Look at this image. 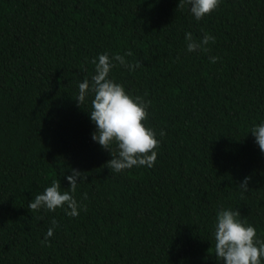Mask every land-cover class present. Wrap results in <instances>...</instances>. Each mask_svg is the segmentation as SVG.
<instances>
[{"label":"trees","instance_id":"16d2710c","mask_svg":"<svg viewBox=\"0 0 264 264\" xmlns=\"http://www.w3.org/2000/svg\"><path fill=\"white\" fill-rule=\"evenodd\" d=\"M178 2L0 0V264H219L221 208L264 240V153L250 133L264 121V0H220L199 21ZM186 32L215 42L188 52ZM127 51L141 66L113 60L109 77L150 101L143 123L160 145L152 167L117 173L91 138L92 95L76 98L94 58ZM72 169L86 177L77 216L28 208L53 180L67 191Z\"/></svg>","mask_w":264,"mask_h":264},{"label":"clouds","instance_id":"9594fccd","mask_svg":"<svg viewBox=\"0 0 264 264\" xmlns=\"http://www.w3.org/2000/svg\"><path fill=\"white\" fill-rule=\"evenodd\" d=\"M219 3L220 0H179L177 7L189 5L191 14L199 21L217 9ZM185 41L188 52H207V45L214 43L215 37L205 33L197 41L191 32H186ZM125 56H132V52L127 51L124 56L116 54L111 58L105 52L94 58L91 63L95 66V74L91 77V83L88 79L79 83L76 98L78 106H81L89 94L92 95L88 112L95 131L91 138L109 152L111 159L106 162L107 168L117 173L133 166L152 167L157 158L156 149L160 145L155 130L143 123L148 118L150 101L140 96L133 97L122 84L109 77L116 66L113 60L129 71L141 66L139 61L127 62ZM218 59L209 57L210 63H215ZM250 133L261 153H264V121L254 125ZM163 135L165 133L161 131L160 136ZM82 174L76 169L71 170V174L66 177L70 185L67 191H61L60 182L53 180L51 186L35 195L28 203V208L37 212L41 209L55 212L57 208L67 206L66 215L77 216L82 206L78 204L74 193L78 182L86 178ZM249 179L245 177L238 187L248 191ZM51 225L41 241L44 246H50L49 238L54 234L57 221L53 219ZM213 228L214 253L219 264H261L264 259V240L257 238L256 229L241 218L238 210L221 208L216 213Z\"/></svg>","mask_w":264,"mask_h":264}]
</instances>
